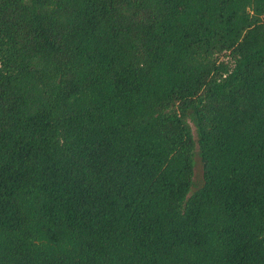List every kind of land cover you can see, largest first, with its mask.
<instances>
[{"label": "trees", "instance_id": "16d2710c", "mask_svg": "<svg viewBox=\"0 0 264 264\" xmlns=\"http://www.w3.org/2000/svg\"><path fill=\"white\" fill-rule=\"evenodd\" d=\"M0 264H264V0H0Z\"/></svg>", "mask_w": 264, "mask_h": 264}, {"label": "rangeland", "instance_id": "374dc122", "mask_svg": "<svg viewBox=\"0 0 264 264\" xmlns=\"http://www.w3.org/2000/svg\"><path fill=\"white\" fill-rule=\"evenodd\" d=\"M192 128L195 132V127L192 124ZM195 136H196V132H195ZM197 152V151H196ZM193 164H194V184L195 187H199L202 185L203 181H204V177H203V164L200 158L199 153H196L194 159H193Z\"/></svg>", "mask_w": 264, "mask_h": 264}]
</instances>
